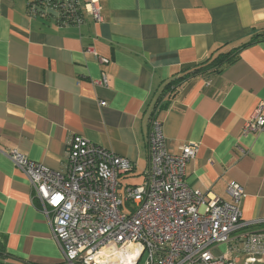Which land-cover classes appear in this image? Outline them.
I'll list each match as a JSON object with an SVG mask.
<instances>
[{
	"label": "crops",
	"instance_id": "obj_1",
	"mask_svg": "<svg viewBox=\"0 0 264 264\" xmlns=\"http://www.w3.org/2000/svg\"><path fill=\"white\" fill-rule=\"evenodd\" d=\"M32 0H0V240L5 264H65L31 187L6 153L19 150L58 171L73 136L134 163L128 186L144 183L150 121H162L169 153L198 145L186 182L207 197L244 188L243 220L264 232V0H99L102 21L78 26L28 14ZM84 4L87 0H78ZM241 48L238 60L209 77L166 88L185 71ZM107 60L103 62L102 60ZM104 76L108 84L98 85ZM107 105L101 107V103ZM240 235L216 246L230 256Z\"/></svg>",
	"mask_w": 264,
	"mask_h": 264
},
{
	"label": "built area",
	"instance_id": "obj_2",
	"mask_svg": "<svg viewBox=\"0 0 264 264\" xmlns=\"http://www.w3.org/2000/svg\"><path fill=\"white\" fill-rule=\"evenodd\" d=\"M99 0H32L28 14L53 18L61 26L80 27L85 15L102 21ZM107 62V60H102ZM98 85L106 86L104 76ZM101 107L107 103L102 102ZM264 129L256 111L246 133ZM149 166L143 184L121 191V178L134 163L82 136H73L62 168L51 170L19 150L6 155L29 182L41 204L65 264H264V232H250L256 222L243 220L244 188L227 186L230 198L207 197L186 182V167L198 153L189 143L169 153L162 121L155 115L147 138ZM240 235L230 256L216 257V246Z\"/></svg>",
	"mask_w": 264,
	"mask_h": 264
},
{
	"label": "trees",
	"instance_id": "obj_3",
	"mask_svg": "<svg viewBox=\"0 0 264 264\" xmlns=\"http://www.w3.org/2000/svg\"><path fill=\"white\" fill-rule=\"evenodd\" d=\"M262 41H264V26L259 28V31L254 32L253 37L246 46H251ZM240 51L241 48L231 51L227 54H221L215 58H211L208 62L202 65H198L192 69L185 71L187 74L179 81H175L174 83L170 84L166 88L164 93L167 94L173 92L177 87L182 86V84L189 78L198 76L209 77L214 74L221 73L225 69V67L231 66L237 62ZM9 259L10 257L6 253L5 244L2 240H0V264H5L4 261Z\"/></svg>",
	"mask_w": 264,
	"mask_h": 264
},
{
	"label": "rangeland",
	"instance_id": "obj_4",
	"mask_svg": "<svg viewBox=\"0 0 264 264\" xmlns=\"http://www.w3.org/2000/svg\"><path fill=\"white\" fill-rule=\"evenodd\" d=\"M121 180V191H120V193L122 194V195H124L125 196V194H126V190H127V188L129 187L128 185H127V183H126V177H123V178H121L120 179ZM5 263V262H4ZM8 264V263H7Z\"/></svg>",
	"mask_w": 264,
	"mask_h": 264
}]
</instances>
